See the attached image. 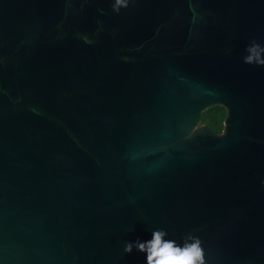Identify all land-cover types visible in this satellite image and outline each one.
I'll list each match as a JSON object with an SVG mask.
<instances>
[{
	"label": "water",
	"instance_id": "obj_1",
	"mask_svg": "<svg viewBox=\"0 0 264 264\" xmlns=\"http://www.w3.org/2000/svg\"><path fill=\"white\" fill-rule=\"evenodd\" d=\"M113 3L0 0V264H264V0Z\"/></svg>",
	"mask_w": 264,
	"mask_h": 264
},
{
	"label": "clouds",
	"instance_id": "obj_2",
	"mask_svg": "<svg viewBox=\"0 0 264 264\" xmlns=\"http://www.w3.org/2000/svg\"><path fill=\"white\" fill-rule=\"evenodd\" d=\"M128 4L129 0H114L112 10L119 12L121 8H127ZM244 52V64L264 67V46L255 39L249 41ZM167 235L165 230L157 228L151 231V238L146 241H125L123 252L131 253L135 248L145 254V264H207L199 237L189 234L178 244L174 239H165Z\"/></svg>",
	"mask_w": 264,
	"mask_h": 264
},
{
	"label": "trees",
	"instance_id": "obj_3",
	"mask_svg": "<svg viewBox=\"0 0 264 264\" xmlns=\"http://www.w3.org/2000/svg\"><path fill=\"white\" fill-rule=\"evenodd\" d=\"M225 116V109L221 105H212L199 115V124L207 125L213 132L219 133L222 129V121Z\"/></svg>",
	"mask_w": 264,
	"mask_h": 264
}]
</instances>
